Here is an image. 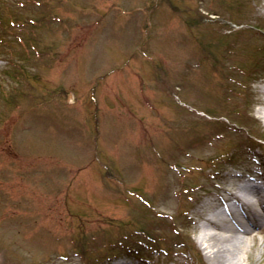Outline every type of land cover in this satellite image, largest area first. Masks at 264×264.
<instances>
[{
  "label": "rangeland",
  "instance_id": "1",
  "mask_svg": "<svg viewBox=\"0 0 264 264\" xmlns=\"http://www.w3.org/2000/svg\"><path fill=\"white\" fill-rule=\"evenodd\" d=\"M263 29L264 0H0V264H209L207 214L264 194ZM233 234L264 264V220Z\"/></svg>",
  "mask_w": 264,
  "mask_h": 264
},
{
  "label": "bare ground",
  "instance_id": "2",
  "mask_svg": "<svg viewBox=\"0 0 264 264\" xmlns=\"http://www.w3.org/2000/svg\"><path fill=\"white\" fill-rule=\"evenodd\" d=\"M260 101L263 105L260 112L264 118V88L261 90ZM229 193L231 195L229 199L236 200L242 205V215L240 216L232 208L229 200L225 199L226 211L214 208L210 214H207L206 222L201 224L198 242L204 250L209 264H244L241 254L245 250V245L238 244L236 241L240 242L241 239L234 237L235 235H231V233L238 230L253 234L254 228L261 227L264 220L263 193L258 190L252 200H248L233 190H230ZM246 219L252 223L254 228L245 222ZM232 221L235 222V227ZM233 246L235 249L232 248ZM199 254L201 255L200 252ZM115 264L126 263L116 262Z\"/></svg>",
  "mask_w": 264,
  "mask_h": 264
},
{
  "label": "water",
  "instance_id": "3",
  "mask_svg": "<svg viewBox=\"0 0 264 264\" xmlns=\"http://www.w3.org/2000/svg\"><path fill=\"white\" fill-rule=\"evenodd\" d=\"M71 100H73V97L71 98Z\"/></svg>",
  "mask_w": 264,
  "mask_h": 264
}]
</instances>
